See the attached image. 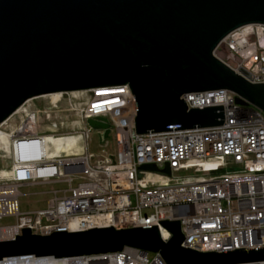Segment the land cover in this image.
Listing matches in <instances>:
<instances>
[{
  "label": "built area",
  "instance_id": "1",
  "mask_svg": "<svg viewBox=\"0 0 264 264\" xmlns=\"http://www.w3.org/2000/svg\"><path fill=\"white\" fill-rule=\"evenodd\" d=\"M214 54L250 82L264 83V24L232 31ZM45 97L48 105L26 110L27 102L15 114L23 113L19 123L9 133L1 131L9 136L13 158L3 169L5 176L0 170V222L6 218L14 221L0 224V241L15 239L23 228L48 235L111 226H160L170 239L171 233L160 221L180 220L185 248L224 252L264 247L262 110L238 103L228 90L191 93L182 97L189 109L223 105L224 123L138 134L135 97L128 86ZM71 114L77 120L72 122ZM97 117H105L111 124L117 151L93 161L95 155L87 150L93 130L87 121ZM48 136L57 140L77 137L82 152L48 155L40 149ZM20 147L35 156L21 157ZM144 164H156L160 169L168 164L171 176L144 171L140 178L139 167ZM26 182L61 187L52 190L44 208L22 212L18 189ZM0 264L167 263L160 253L125 248L111 254L62 259L12 257Z\"/></svg>",
  "mask_w": 264,
  "mask_h": 264
},
{
  "label": "water",
  "instance_id": "2",
  "mask_svg": "<svg viewBox=\"0 0 264 264\" xmlns=\"http://www.w3.org/2000/svg\"><path fill=\"white\" fill-rule=\"evenodd\" d=\"M264 24V0H0V126L27 102L56 93L128 86L138 134L210 128L224 106L189 109L183 96L228 90L264 112V83H252L214 54L232 31ZM88 126L111 135L105 117ZM171 176L167 164L142 172ZM160 226L35 234L0 241V261L35 256H95L137 248L167 264H249L264 247L202 252L183 247L180 220ZM168 239V240H167Z\"/></svg>",
  "mask_w": 264,
  "mask_h": 264
},
{
  "label": "rangeland",
  "instance_id": "3",
  "mask_svg": "<svg viewBox=\"0 0 264 264\" xmlns=\"http://www.w3.org/2000/svg\"><path fill=\"white\" fill-rule=\"evenodd\" d=\"M87 95L91 96L90 94ZM48 104V97H39L30 101L26 106V110L43 108ZM21 116H23V113L21 112L20 115H15L6 125L3 126V129L0 130H4L6 133H9L19 123ZM70 119H73V122L74 119L77 120V117L76 115L71 114ZM76 139V137H67L64 139L57 140L51 137H47L44 140V148L46 149L48 155H55L65 152L81 153L82 149L78 148V140ZM10 148V144H8L7 148L2 141L0 145V170L8 168L12 162L13 155L11 153L12 151ZM87 150L91 152L92 155H95L93 161L100 159L101 154H115L117 151V144L115 142L114 135L111 133L110 138L108 139V143H104L102 140V135L97 131H93L92 139L90 140V147ZM60 187L61 185L59 184L38 185L30 182L24 183V185H21L19 189L20 210L22 212H29L35 209L44 208L47 205V201L50 197L52 190ZM13 221L14 218H6L1 221L0 224L9 225L12 224Z\"/></svg>",
  "mask_w": 264,
  "mask_h": 264
},
{
  "label": "bare ground",
  "instance_id": "4",
  "mask_svg": "<svg viewBox=\"0 0 264 264\" xmlns=\"http://www.w3.org/2000/svg\"><path fill=\"white\" fill-rule=\"evenodd\" d=\"M48 137H51V138H54L55 139V137L54 136H48ZM45 138H47V137H45ZM45 138H44V140H45ZM77 138V137H76ZM0 139H1V142L3 141V143L6 145V147L8 148V144H9V142H10V140H9V136H7L6 134H2L1 133V130H0ZM76 140H78V138L76 139ZM40 149L42 150L43 149V151L47 154V151H46V149L44 148V141L42 142V143H40ZM18 154L21 156V157H32V156H35V154H33L32 153V151L30 150V149H28V151H27V149L26 148H24V147H20V148H18ZM5 174V171L3 170V174H2V176H5L4 175ZM19 189H18V194H19Z\"/></svg>",
  "mask_w": 264,
  "mask_h": 264
}]
</instances>
